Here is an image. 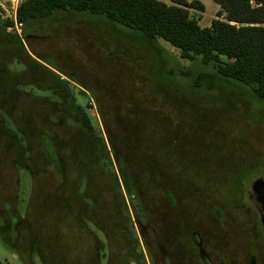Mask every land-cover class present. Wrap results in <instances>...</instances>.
Masks as SVG:
<instances>
[{"label":"rangeland","instance_id":"1","mask_svg":"<svg viewBox=\"0 0 264 264\" xmlns=\"http://www.w3.org/2000/svg\"><path fill=\"white\" fill-rule=\"evenodd\" d=\"M197 1L204 12L189 15L208 27L218 6ZM16 3L0 0L2 20L12 19ZM79 20L29 25L22 49L0 31V95L17 86L0 99V126L7 128L0 129V224H7L6 232L0 229V262L25 264L19 253L34 264H152L135 243L126 200L130 193L138 197L149 219L168 184L181 214L201 213L204 229L220 230L224 240L237 218L247 225L251 185L264 178V104L247 87L219 80L199 58L181 59L162 39L153 46L122 26ZM54 76L67 82L95 135L111 128L122 136L120 125L139 127L123 167H116L109 139L97 155L94 135L79 126L64 86L57 85V95L51 90ZM20 134L27 137L26 158L15 166L16 154L5 146Z\"/></svg>","mask_w":264,"mask_h":264},{"label":"trees","instance_id":"2","mask_svg":"<svg viewBox=\"0 0 264 264\" xmlns=\"http://www.w3.org/2000/svg\"><path fill=\"white\" fill-rule=\"evenodd\" d=\"M212 1L219 6L216 18L211 21L210 26L201 27L198 20L189 15L190 9L204 12L203 4L197 0H171L170 5L160 0H21L15 10V22L21 25L20 34L14 31V21L9 18L2 20L0 17V31L7 36L12 47L22 49L21 35L25 40L26 28L35 22H54L69 16L100 18L106 23L130 30L153 46L158 39H162L179 50L181 59L194 61L199 58L202 64L214 70L219 80L247 87L253 98L264 104V0ZM8 29L11 32H6ZM54 77L56 88L51 90L57 95L61 93L57 85L64 86V93L78 115L79 126L93 131L88 114L81 105L75 103L67 82ZM16 87L5 86L2 91L6 94H1L0 99L10 98L17 91ZM1 115L0 113V117ZM4 126L2 128L1 125L0 129H7ZM18 136L14 145L12 140L5 146L15 152V166L18 161L26 158L22 157L25 151L21 143L26 142L27 137L24 134ZM116 162L120 164L119 160ZM120 173L125 181L121 170ZM129 195L130 208L141 217L139 205L131 200L133 195ZM21 221L26 223L27 219ZM29 224L34 226L33 222ZM6 228L0 224L1 231L6 232ZM43 230L45 233L48 229L43 227ZM46 234L49 233L44 235ZM16 252L18 253L17 250ZM18 255L25 264H34L31 256ZM63 255L65 256V252ZM41 260L43 261L42 258ZM56 263L62 264V261Z\"/></svg>","mask_w":264,"mask_h":264},{"label":"flooded vegetation","instance_id":"3","mask_svg":"<svg viewBox=\"0 0 264 264\" xmlns=\"http://www.w3.org/2000/svg\"><path fill=\"white\" fill-rule=\"evenodd\" d=\"M126 127L120 125V128L124 130L122 136H118L116 131L111 128V132L106 129L103 134L96 135L94 129L93 131L83 129V131L86 134L93 133V144L99 156L104 154L105 142L107 143L109 139L116 161H120V164L116 163L115 165L116 167L121 165L123 167L124 150L128 151L136 142L133 141H139L141 136L135 134V130L139 128L137 125ZM75 146H71L73 152ZM56 156L60 163L61 160L57 153ZM258 179L264 181V178ZM165 187L166 197L163 203H158V206L151 208L149 219H146L138 197L133 196L132 199L139 205L141 217L133 213L129 201L126 200L129 211L127 217L131 216L133 224L130 225L131 228L134 226L136 232L135 243L137 247L141 246L140 253L142 256L145 251L148 252L152 264H194V258H198L203 264H264V210L257 195L252 190V185L250 199L253 200V214L251 218L247 219V225L240 223V219L237 218L232 225L234 227L225 233L226 241L220 237V230L213 227L211 230L204 229L201 213L198 215L189 214V216L182 215L180 212L182 206L178 202L180 199H177L171 191L173 186L168 184ZM212 209L215 216L217 212L221 217L223 216L220 207ZM95 225L97 226V224ZM1 226L6 228L7 224L3 222ZM96 226L95 228H97ZM98 230L104 233V230L100 228ZM87 232L92 236L95 245L102 247L94 232L88 228ZM152 248L156 250L158 258L155 257ZM99 252L100 248L97 255Z\"/></svg>","mask_w":264,"mask_h":264},{"label":"water","instance_id":"4","mask_svg":"<svg viewBox=\"0 0 264 264\" xmlns=\"http://www.w3.org/2000/svg\"><path fill=\"white\" fill-rule=\"evenodd\" d=\"M252 190L257 195L258 201L264 210V181L262 179L255 180L252 184Z\"/></svg>","mask_w":264,"mask_h":264},{"label":"crops","instance_id":"5","mask_svg":"<svg viewBox=\"0 0 264 264\" xmlns=\"http://www.w3.org/2000/svg\"><path fill=\"white\" fill-rule=\"evenodd\" d=\"M21 1V0H20ZM188 1V0H187ZM18 3H19V0H18ZM18 3H16V6L18 5ZM172 4V2H171ZM167 5H170L169 3H167ZM15 6V8H16ZM218 6V5H217ZM219 10V6H218V9L216 10V12ZM202 14V13H201ZM81 19H84V20H79V21H82V22H87V23H106L104 20L100 19V18H96V17H87V18H84V17H81ZM222 20V19H221ZM199 23V21H198Z\"/></svg>","mask_w":264,"mask_h":264},{"label":"built area","instance_id":"6","mask_svg":"<svg viewBox=\"0 0 264 264\" xmlns=\"http://www.w3.org/2000/svg\"><path fill=\"white\" fill-rule=\"evenodd\" d=\"M15 10H16V8H14L12 20L14 21V28L16 29L17 33L20 34L21 25L20 24H16V22H15Z\"/></svg>","mask_w":264,"mask_h":264}]
</instances>
